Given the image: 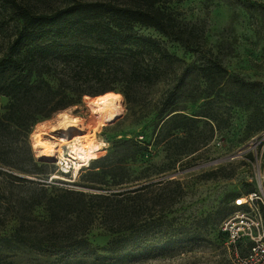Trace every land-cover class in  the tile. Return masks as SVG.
Wrapping results in <instances>:
<instances>
[{
	"label": "rangeland",
	"instance_id": "rangeland-1",
	"mask_svg": "<svg viewBox=\"0 0 264 264\" xmlns=\"http://www.w3.org/2000/svg\"><path fill=\"white\" fill-rule=\"evenodd\" d=\"M18 1L40 10L59 4ZM172 7L195 30L193 41L204 53L137 26L138 36L160 43L170 55L158 61L159 77L117 86L115 93L122 98L105 116L92 113L86 103L90 95L68 107L83 129L104 143L105 156L78 169L70 163L69 173L60 171L61 159H69L73 134L54 126L67 108L21 135L39 163L38 173L0 166L4 173L80 192V210L68 219L90 227L89 249L47 254L0 238V264H106L104 248L115 234L106 229L104 213L132 202L139 210L136 258L122 264H236V256L247 253L249 241L234 251L221 224L238 211L237 199L253 193L262 198L257 201L264 220V0H183ZM10 16L0 6V57L16 25ZM212 62L226 71L210 70ZM87 86L101 92L109 85L98 81ZM8 102L0 95L1 113ZM36 138L60 150L54 160L39 157ZM11 186L0 175V192ZM249 209L245 203L243 210ZM161 210L170 220L164 227L157 225ZM12 211L4 219L10 220L8 231L16 222L10 219ZM42 214L41 207L35 209L34 215Z\"/></svg>",
	"mask_w": 264,
	"mask_h": 264
},
{
	"label": "trees",
	"instance_id": "trees-1",
	"mask_svg": "<svg viewBox=\"0 0 264 264\" xmlns=\"http://www.w3.org/2000/svg\"><path fill=\"white\" fill-rule=\"evenodd\" d=\"M182 1L59 0L57 6L40 10L18 0H0V6L11 11L10 18L16 19L0 57V95L9 100L5 112H0V166L25 174L38 173L39 163L21 139L32 124L81 102L84 95L117 92L119 85L149 83L159 77L157 63L170 55L160 43L138 36L137 26L153 28L204 53L193 41L195 30L172 7ZM209 69L220 74L226 71L217 62H212ZM98 81L109 86L101 92L88 88L89 83ZM122 93L127 95L124 90ZM0 175L12 184L0 192V238L47 254L89 249L90 227L68 219L80 210V192L1 169ZM39 207L44 214L34 215ZM11 208L14 216L10 219L16 222L8 231L10 220L4 219ZM159 214L162 223L157 225L164 227L170 220L163 210ZM138 216L133 202L104 213L106 229L115 234L104 248L108 253L106 264L136 258ZM151 224L149 220L147 225Z\"/></svg>",
	"mask_w": 264,
	"mask_h": 264
},
{
	"label": "bare ground",
	"instance_id": "bare-ground-1",
	"mask_svg": "<svg viewBox=\"0 0 264 264\" xmlns=\"http://www.w3.org/2000/svg\"><path fill=\"white\" fill-rule=\"evenodd\" d=\"M122 97L115 92H106L95 97H86V103L93 110V114L105 116L107 115L108 107H115L116 103ZM69 110V108L67 109ZM58 126H54L56 131L73 134V139L67 144L69 149V159H61L67 163L76 162L79 167L89 165L92 160L101 159L106 155L104 143L97 139L96 135H92L83 129V124L77 117H72L69 111H62L58 114ZM33 147L39 154L40 158L55 159L60 153L57 147H50L45 142H41L37 138L33 141ZM63 157V151L61 152ZM75 164V163H74ZM243 203L244 200L241 199Z\"/></svg>",
	"mask_w": 264,
	"mask_h": 264
},
{
	"label": "built area",
	"instance_id": "built-area-1",
	"mask_svg": "<svg viewBox=\"0 0 264 264\" xmlns=\"http://www.w3.org/2000/svg\"><path fill=\"white\" fill-rule=\"evenodd\" d=\"M59 164L62 173H69L72 169V164L64 160ZM257 200L262 201L257 193L250 194L243 203L241 199H237L238 211L221 224V231L227 235L228 243L234 251L237 250L238 244L244 240L249 241V250L243 255L236 256V264H264V220ZM245 203L250 207L248 211L243 210Z\"/></svg>",
	"mask_w": 264,
	"mask_h": 264
}]
</instances>
